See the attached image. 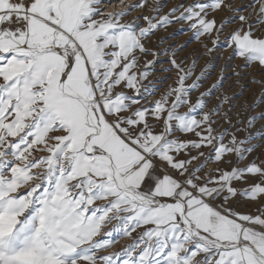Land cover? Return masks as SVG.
<instances>
[{"label":"snow or ice","instance_id":"snow-or-ice-1","mask_svg":"<svg viewBox=\"0 0 264 264\" xmlns=\"http://www.w3.org/2000/svg\"><path fill=\"white\" fill-rule=\"evenodd\" d=\"M225 8L234 15L218 22ZM162 9L0 0V264H264V159L239 166L261 133L238 138L222 112L227 95L208 107L223 76L193 101L205 74L173 52L161 71L175 70L174 84L151 99L143 81L155 61L140 63L160 55L145 41L182 24L207 55L223 48L264 68V0ZM218 118L229 128L218 131ZM230 156L236 165L220 167ZM209 162L217 167L204 171ZM241 197L258 214L235 210ZM123 238L131 242L108 251Z\"/></svg>","mask_w":264,"mask_h":264},{"label":"rangeland","instance_id":"rangeland-1","mask_svg":"<svg viewBox=\"0 0 264 264\" xmlns=\"http://www.w3.org/2000/svg\"><path fill=\"white\" fill-rule=\"evenodd\" d=\"M129 3H135L136 0H128ZM192 0H160L163 5L162 13H167L170 8L181 4V3H191ZM250 0H226V3L232 5V7L237 8L249 3ZM152 3V0H149ZM251 9L243 13H236L235 15L243 14L248 15ZM151 14V13H143ZM141 15V13L134 11L131 16L127 17V20H132L133 17ZM216 19L218 22L221 20L233 16V12L225 8L216 14ZM138 23L143 24L142 20ZM233 24L231 27H235ZM187 25L182 24H171L167 29H161L156 32L155 35L150 37L146 43L151 51L160 53L159 56L149 55L147 57H140L141 65L144 64L146 60H154L155 63L152 66V71L149 77L143 81L145 86L149 85L156 89L155 94L151 99H158L159 96L168 89L170 85L174 84L176 79L175 70L171 72L161 71L163 68L170 67L169 60L175 53V57L178 61H184L186 65H191V63L196 61L195 75H199L202 71L205 74V78L201 81L200 88L192 93V100L195 101L201 92H206L212 85L215 84L221 76H223L222 87L214 90V94L211 97H207L208 107H215L220 103V100L227 95L230 97L228 103H225L222 108V112H228L229 117L232 120L233 125L242 130L237 132V136L240 139H246L249 135L255 137L256 133H261L259 138H255L252 144H258L259 147L255 148L254 151L247 156V159L240 163V167H243L245 163L249 160L260 158L264 159V68L253 63L251 66H244V61L238 57L228 58L230 50H225L223 48L220 51L212 54L211 56L205 53L204 48L201 43L192 38V33L186 31ZM163 40V43L161 41ZM183 46V47H182ZM169 50L168 54L165 55L164 51ZM237 73L239 75H237ZM195 78V77H193ZM255 81H259L257 83ZM191 83V81H188ZM260 98L261 102L256 104L257 99ZM231 111L229 112V106ZM255 105V107H254ZM184 108L182 111H186ZM258 116L252 127H248V121L251 117ZM237 120L241 123L237 124ZM218 123L220 125L219 130L224 128H229V125L222 119L218 118ZM231 131H235V128H231ZM182 139H197L193 134H187L185 136L182 133H177ZM205 154H208V149H202ZM191 155H197V151L193 150ZM187 158V157H185ZM231 163H221L222 168H231L236 165L237 160L235 156L228 157ZM203 161V157L193 162V167ZM217 167L215 162H209L204 171L214 169ZM240 187H245L241 185ZM232 207L245 214L256 215L257 208L261 207L258 204L249 202L245 198L241 197L233 201ZM136 234L134 233L133 236ZM129 238H123L120 242L114 245L109 252L120 251L124 246L130 243ZM104 254H107L104 253Z\"/></svg>","mask_w":264,"mask_h":264}]
</instances>
